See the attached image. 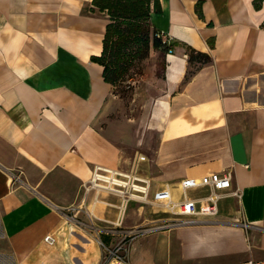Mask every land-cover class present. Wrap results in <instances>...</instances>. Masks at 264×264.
Wrapping results in <instances>:
<instances>
[{
    "label": "crops",
    "instance_id": "1",
    "mask_svg": "<svg viewBox=\"0 0 264 264\" xmlns=\"http://www.w3.org/2000/svg\"><path fill=\"white\" fill-rule=\"evenodd\" d=\"M253 1L159 0L150 23L173 53L164 54L149 114L129 117L92 61L108 22L88 11L92 0H0L3 264H98L95 236L76 231L62 210L80 201L95 165L128 170L137 154L147 159L139 172L152 190L168 185L176 198L182 179L232 175L221 199L230 203L220 200L214 218L158 232L166 253L264 260V2ZM186 47L211 58L187 80ZM158 213L136 206L135 225L166 218ZM148 235L135 246V264L156 253L159 237Z\"/></svg>",
    "mask_w": 264,
    "mask_h": 264
},
{
    "label": "built area",
    "instance_id": "2",
    "mask_svg": "<svg viewBox=\"0 0 264 264\" xmlns=\"http://www.w3.org/2000/svg\"><path fill=\"white\" fill-rule=\"evenodd\" d=\"M161 43L169 50L167 54L173 53L171 40L164 33H158ZM147 159L142 154H137L131 164L130 169L122 170L117 168H109L95 165L92 169L91 177L88 182L82 185V196L80 198V206H74L67 210H62L63 216L69 220L81 223L70 213L74 208L80 212L82 207H86L87 198L89 196L95 198V201L103 205L104 209L115 210V220L101 219L94 212H89V218L97 219L114 225L115 231L112 229H103L98 234H105L112 239L118 237L114 244H106L99 241V247L104 252V260L102 264H132L128 258L131 242L140 235H145L152 231L150 227L158 226L156 229L165 227L166 229H174L179 226L193 225L203 220H210L218 213V203L223 199L224 191L232 187V175L229 171L220 173H211L204 175L199 179L186 178L179 183V197L171 192L170 187L165 185L160 190H152L151 180L144 177L139 172V165ZM190 191H203L201 196L191 197L188 195ZM232 196L239 197L238 191L231 192ZM116 198L109 201L111 197ZM130 202H134L141 207L150 208L154 211H162L164 214L171 215L161 221L141 222L136 227L126 229L123 227L124 213ZM146 226V227H143ZM243 227L247 228L246 224ZM44 241L53 245L55 238L47 235ZM243 264H264L262 261H254L248 259Z\"/></svg>",
    "mask_w": 264,
    "mask_h": 264
},
{
    "label": "rangeland",
    "instance_id": "3",
    "mask_svg": "<svg viewBox=\"0 0 264 264\" xmlns=\"http://www.w3.org/2000/svg\"><path fill=\"white\" fill-rule=\"evenodd\" d=\"M197 66V65H196ZM191 67L189 70H194L195 67ZM165 70V55L162 51L151 49L149 52L148 57L139 62L135 67H133L126 76H124L122 79H119V81L113 86V95L116 96L119 101H121V107L125 110V115H128L129 117H135L139 114L148 115L150 112V108L152 103L157 100L160 96V88L158 87L160 82L163 79ZM111 197V196H109ZM109 201H114L116 198L111 197V199H108ZM79 201H76L74 206H80L82 203H78ZM230 203L229 199L221 200L220 206H227ZM90 209H87L86 207H82L81 212H77L76 209H72L70 211L71 214L75 215L74 217L81 221L80 224L69 221L70 224H73L76 231L79 232H85L87 234H90V236H95L97 243L96 246L99 247V241L106 244H114L118 237L111 238L106 235V231L104 230L103 233L105 234H98L97 232L103 229H112L115 231L114 225L110 223H106L104 221H99L97 219H94L93 222L89 218V212L94 213H100V208L103 205L99 204V202L95 201V198L91 197L90 199ZM93 205V207H92ZM73 206V207H74ZM136 206L138 204H134V202H130L125 210L124 213V223L123 227L126 229H131L133 227H136V223L139 221V217L136 215ZM88 207V206H87ZM92 208V209H91ZM112 211H115L114 209H109L108 213L105 214L106 220H112L113 216ZM79 213V214H77ZM100 216V215H99ZM156 216L158 217H170L169 214L164 213H158ZM114 217V218H115ZM155 217V216H154ZM151 224L147 225L148 228H151L152 231H149V238L151 240L158 239V245L156 249V253L154 256H151L149 259H145V264H235L234 261L231 260H220L218 258H208V259H197V260H187L183 259L177 250L173 247L171 253H166V242L168 241L160 236L158 232L170 230L166 229L165 227L156 229L158 226L150 227ZM146 227V226H143ZM144 235V234H143ZM140 235L138 238L133 240L131 242L132 248L130 249V252L128 254V258L132 264L136 263V250L135 246L141 244V240H144L145 236ZM146 235V233H145ZM159 235V236H158ZM170 243V240H169ZM6 246L4 239L2 238V235L0 233V264H3V262L7 263V254L4 253L2 250ZM100 248V247H99ZM101 250V248H100ZM169 250V249H168ZM102 254L100 257V261L98 264H102L104 260V252L101 250ZM5 257V259H3Z\"/></svg>",
    "mask_w": 264,
    "mask_h": 264
},
{
    "label": "trees",
    "instance_id": "4",
    "mask_svg": "<svg viewBox=\"0 0 264 264\" xmlns=\"http://www.w3.org/2000/svg\"><path fill=\"white\" fill-rule=\"evenodd\" d=\"M264 0H254L259 8ZM160 10L159 0H92L88 11L102 13L107 19L102 52L92 61L103 68V80L113 88L139 62L145 60L151 49L167 54L169 47L163 45L150 23L152 12ZM189 70L186 80L194 71L211 58L204 53L186 47Z\"/></svg>",
    "mask_w": 264,
    "mask_h": 264
},
{
    "label": "bare ground",
    "instance_id": "5",
    "mask_svg": "<svg viewBox=\"0 0 264 264\" xmlns=\"http://www.w3.org/2000/svg\"><path fill=\"white\" fill-rule=\"evenodd\" d=\"M93 206V205H92ZM92 209V208H91Z\"/></svg>",
    "mask_w": 264,
    "mask_h": 264
}]
</instances>
